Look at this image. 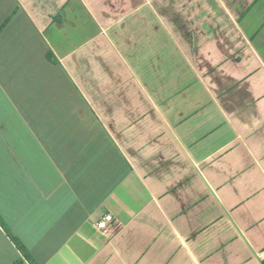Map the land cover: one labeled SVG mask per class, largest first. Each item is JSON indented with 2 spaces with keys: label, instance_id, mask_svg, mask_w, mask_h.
<instances>
[{
  "label": "crops",
  "instance_id": "1",
  "mask_svg": "<svg viewBox=\"0 0 264 264\" xmlns=\"http://www.w3.org/2000/svg\"><path fill=\"white\" fill-rule=\"evenodd\" d=\"M0 218L36 264H264V0H0Z\"/></svg>",
  "mask_w": 264,
  "mask_h": 264
},
{
  "label": "trees",
  "instance_id": "2",
  "mask_svg": "<svg viewBox=\"0 0 264 264\" xmlns=\"http://www.w3.org/2000/svg\"><path fill=\"white\" fill-rule=\"evenodd\" d=\"M49 60L53 61V62H57L56 58L52 55L49 54ZM0 225L3 226L5 228V230L8 232V235L10 237V239L14 242V244L17 246V248L20 250V252L22 253L24 259L17 261L14 264H23L24 260H28L31 262V264H36L31 256L28 254V252L26 251V249L24 248V246L22 245V243L12 234L9 232V230L7 229V227L5 226V224L3 223V221L0 218Z\"/></svg>",
  "mask_w": 264,
  "mask_h": 264
},
{
  "label": "built area",
  "instance_id": "3",
  "mask_svg": "<svg viewBox=\"0 0 264 264\" xmlns=\"http://www.w3.org/2000/svg\"><path fill=\"white\" fill-rule=\"evenodd\" d=\"M112 223H113L112 215H106L103 219H101L100 221L94 224V228L106 236L111 229Z\"/></svg>",
  "mask_w": 264,
  "mask_h": 264
}]
</instances>
